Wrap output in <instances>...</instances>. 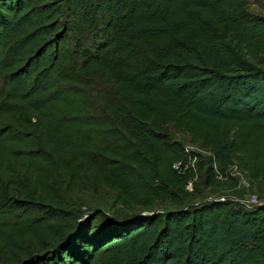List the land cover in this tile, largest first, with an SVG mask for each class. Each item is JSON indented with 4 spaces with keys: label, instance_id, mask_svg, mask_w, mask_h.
<instances>
[{
    "label": "trees",
    "instance_id": "trees-1",
    "mask_svg": "<svg viewBox=\"0 0 264 264\" xmlns=\"http://www.w3.org/2000/svg\"><path fill=\"white\" fill-rule=\"evenodd\" d=\"M250 1L0 0V264H264V203L193 202L264 180Z\"/></svg>",
    "mask_w": 264,
    "mask_h": 264
},
{
    "label": "rangeland",
    "instance_id": "rangeland-1",
    "mask_svg": "<svg viewBox=\"0 0 264 264\" xmlns=\"http://www.w3.org/2000/svg\"><path fill=\"white\" fill-rule=\"evenodd\" d=\"M249 10L254 14L264 15V0H251ZM93 87L97 92L107 90L104 83L94 81ZM187 140V139H186ZM232 174L238 177L236 186L221 185L217 187H209L193 199L194 203H199L206 198H213L215 195L221 197H229L232 199H240L242 202L250 206L264 203V180L252 183L245 173L238 169L232 170ZM61 195L69 202V205L81 210L82 215H86L96 208L108 209L112 199V193L108 189H102L94 192L88 178H84L83 183L75 190H70L65 186L60 188ZM257 195L258 203L250 200L251 196Z\"/></svg>",
    "mask_w": 264,
    "mask_h": 264
},
{
    "label": "built area",
    "instance_id": "built-area-1",
    "mask_svg": "<svg viewBox=\"0 0 264 264\" xmlns=\"http://www.w3.org/2000/svg\"><path fill=\"white\" fill-rule=\"evenodd\" d=\"M186 150L188 151V148H186ZM181 165H182V162H176L175 164H174V167L175 168H180L181 167ZM188 188L190 189V190H192L193 189V187H192V184L190 183L189 185H188ZM225 197L224 196H221V198L220 199H224ZM250 200L251 201H253V202H256V203H258V197H257V195H253V196H251V198H250Z\"/></svg>",
    "mask_w": 264,
    "mask_h": 264
}]
</instances>
